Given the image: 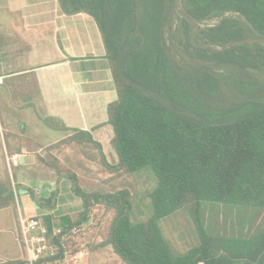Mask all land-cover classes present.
<instances>
[{"label":"trees","instance_id":"1","mask_svg":"<svg viewBox=\"0 0 264 264\" xmlns=\"http://www.w3.org/2000/svg\"><path fill=\"white\" fill-rule=\"evenodd\" d=\"M58 2L67 15L93 17L101 31L118 94L108 106L118 162L111 164L91 133L78 129L67 128L49 154L71 143L93 145L111 179L150 167L157 187L152 215L135 223L129 190L86 193L75 172L58 159H42L59 181L72 183L84 205L78 216L41 218L60 248V256L44 261L62 258L64 247L76 253L73 230L85 228L101 206L114 213L103 245L125 264H264V227L249 239L223 238L207 234L202 219L205 203L264 213V0ZM213 20L218 23L200 28ZM176 55L206 65L190 70ZM222 83L237 100L220 98ZM16 188L10 175L0 181V210L17 209ZM27 190L39 207L56 209L57 190L48 199ZM180 210L200 240L185 256L171 253L161 229V221Z\"/></svg>","mask_w":264,"mask_h":264},{"label":"crops","instance_id":"2","mask_svg":"<svg viewBox=\"0 0 264 264\" xmlns=\"http://www.w3.org/2000/svg\"><path fill=\"white\" fill-rule=\"evenodd\" d=\"M0 73V102L5 107L0 116V181L10 175L18 187L17 209L0 210V264H31L22 244L20 218L42 220L52 215L59 220L84 209L72 183L59 181L55 170L42 162L49 155L47 149L66 137L67 128L78 129L91 133L108 161L116 164L108 106L118 94L97 22L86 13H63L58 0H0ZM25 122L34 135L25 133ZM68 145L65 152L72 147L95 149L89 144ZM84 155L80 162L87 165ZM12 157L16 158L8 161ZM27 189L40 199L57 190L56 209L39 207ZM92 223L91 219L87 227ZM69 253L33 264H125L102 241L82 244Z\"/></svg>","mask_w":264,"mask_h":264},{"label":"rangeland","instance_id":"3","mask_svg":"<svg viewBox=\"0 0 264 264\" xmlns=\"http://www.w3.org/2000/svg\"><path fill=\"white\" fill-rule=\"evenodd\" d=\"M217 23V20L206 22L202 24L200 28H205ZM175 60L181 63L183 67L190 70L197 69L198 66L200 67L201 65H206L204 61L200 59L194 60L189 56L187 58H179L176 55ZM262 80L264 82V77ZM235 95L236 94L233 95L229 91L227 85L224 83L221 84L220 98L235 101L237 100L234 97ZM206 98L209 101H216V99H213L211 96ZM220 98L217 97V101H219ZM220 105L222 104H219V106ZM4 108L5 107L0 102V116ZM184 114L193 118V115L189 112ZM24 127L27 135L35 134L27 122H25ZM66 148L67 147L63 146L55 150L52 154L48 155L47 159H58L64 167L75 172L79 177V184L83 191L86 193L106 195L129 190L132 194V208L129 213L130 219L138 223L150 218L153 213L150 195L157 187L156 176L150 167H146L135 174L125 175L120 178H114L113 180L111 179L112 176L107 173L102 166L99 154L96 152L94 153V151H97L96 149L72 147L68 152H65ZM81 154H86L84 156L87 158V165L81 164ZM68 156L72 158L66 159ZM94 157L98 159L97 162L93 161ZM71 160H73L74 163H70ZM113 217V212H107L101 206L95 207L92 215V227L88 228L86 226L77 233L78 237L73 241L74 247L76 243H78L79 248H81L82 244L94 243L97 241H102L103 243L107 238ZM202 219L207 234L223 238L247 237L249 239L254 237L256 233L258 234L264 227V213L253 209L224 206L214 203H205L203 205ZM161 229L171 253L176 256L188 255L200 244L195 227L184 210H180L161 221Z\"/></svg>","mask_w":264,"mask_h":264},{"label":"built area","instance_id":"4","mask_svg":"<svg viewBox=\"0 0 264 264\" xmlns=\"http://www.w3.org/2000/svg\"><path fill=\"white\" fill-rule=\"evenodd\" d=\"M16 157L8 158V161L14 160ZM21 238L27 253L28 260L31 264L39 259L56 258L60 256V248L53 243L49 236V231L43 226L42 220L37 217L20 218ZM61 230L58 231V234ZM63 257L70 256V251L65 247Z\"/></svg>","mask_w":264,"mask_h":264}]
</instances>
